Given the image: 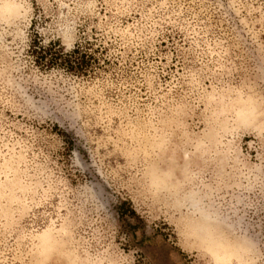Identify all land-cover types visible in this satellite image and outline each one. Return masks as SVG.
<instances>
[{
	"label": "rangeland",
	"instance_id": "obj_1",
	"mask_svg": "<svg viewBox=\"0 0 264 264\" xmlns=\"http://www.w3.org/2000/svg\"><path fill=\"white\" fill-rule=\"evenodd\" d=\"M0 264H264V0H0Z\"/></svg>",
	"mask_w": 264,
	"mask_h": 264
},
{
	"label": "trees",
	"instance_id": "obj_2",
	"mask_svg": "<svg viewBox=\"0 0 264 264\" xmlns=\"http://www.w3.org/2000/svg\"><path fill=\"white\" fill-rule=\"evenodd\" d=\"M31 52L35 55V62L40 67H61L62 69L75 74H84L87 65L83 54L78 49L71 52H64L58 42H50L48 46L42 45V41L35 36ZM134 215V213H132Z\"/></svg>",
	"mask_w": 264,
	"mask_h": 264
}]
</instances>
